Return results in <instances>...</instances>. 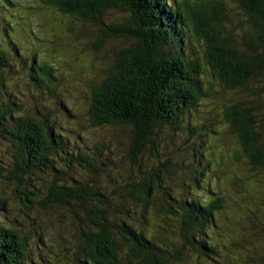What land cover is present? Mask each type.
I'll use <instances>...</instances> for the list:
<instances>
[{"label":"trees","instance_id":"obj_1","mask_svg":"<svg viewBox=\"0 0 264 264\" xmlns=\"http://www.w3.org/2000/svg\"><path fill=\"white\" fill-rule=\"evenodd\" d=\"M17 1L0 0V264H181L184 250L264 264L221 232L225 148L210 144L227 127L261 182L264 0H36L68 22L79 65L92 36L77 25L97 30L93 52L120 43L101 50L84 109L59 94Z\"/></svg>","mask_w":264,"mask_h":264},{"label":"rangeland","instance_id":"obj_2","mask_svg":"<svg viewBox=\"0 0 264 264\" xmlns=\"http://www.w3.org/2000/svg\"><path fill=\"white\" fill-rule=\"evenodd\" d=\"M17 2L30 8L25 13L30 18L28 28L31 29L32 27L33 29L30 31L33 34L37 33L38 42H35L37 52L44 60L53 65L56 77L62 75L67 80L63 85H60L62 88H60L59 94L64 95L65 88L73 100L80 104V109L86 108L85 100L86 95H88V87L85 85V82L90 84L92 78L97 74L98 67L103 62L101 59H98L101 50L105 48H117L120 43L106 40L104 41L103 48L100 51L97 50L99 53L93 52V45H97V43L92 41V39L97 35V30L93 27L77 25L75 27L76 30L84 32L87 37L92 36L86 44L81 46L82 51H91V55L87 59V62L79 65L77 62H74L73 57L69 53L78 44H75L72 39L70 40L69 33L65 31L68 22L65 20L61 21L57 14L46 9L36 0H18ZM22 37L25 38V34H22ZM51 48H56L57 52L51 51ZM62 50H65V53ZM60 51L63 53H60ZM106 51L108 52V50ZM91 60L95 62L97 67L90 68L92 63L89 64V61ZM68 76H71L73 81L69 80ZM23 91L26 92V89L23 88ZM216 109L217 107L215 108V112L217 111ZM220 132L222 133L220 139L210 142L213 146L219 144V146L225 148L221 149L222 153L218 162L220 165L218 166L217 173L219 179H217L215 184V188L220 190L223 197V212L222 216L218 218V223L221 226V232H223L224 237L226 236L228 239L237 238L239 246L247 247L253 253V257L261 256L264 252V177H262L260 183L255 184L253 182V177L250 175L253 174L251 166L244 163L246 159L238 144H236L234 136L227 127ZM113 134H117V132L115 131ZM102 135H104V132ZM117 135L122 140L125 138L122 134L118 133ZM221 137H223L222 141ZM203 139L205 140L206 138ZM251 197L252 199H250ZM248 200H252V203L248 202ZM240 203H242L241 206ZM255 217L258 218L257 221ZM61 226L63 225L54 222L51 227L49 226L50 232L56 235L60 230L58 227ZM168 227L166 231L168 238L171 240L177 239L181 232L180 224L175 221V218L171 217L168 220ZM67 229H69V225H67ZM150 232L159 235L158 231L154 232L153 229ZM60 234L66 235L65 232ZM120 248L123 249L121 245ZM190 254L185 250L181 252V264H194V257L192 258Z\"/></svg>","mask_w":264,"mask_h":264}]
</instances>
